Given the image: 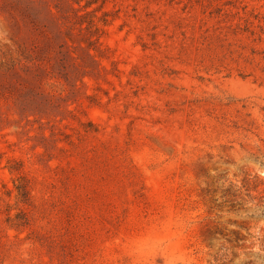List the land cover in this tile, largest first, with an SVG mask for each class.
Here are the masks:
<instances>
[{
	"label": "rangeland",
	"instance_id": "rangeland-1",
	"mask_svg": "<svg viewBox=\"0 0 264 264\" xmlns=\"http://www.w3.org/2000/svg\"><path fill=\"white\" fill-rule=\"evenodd\" d=\"M0 264H264V0H0Z\"/></svg>",
	"mask_w": 264,
	"mask_h": 264
}]
</instances>
